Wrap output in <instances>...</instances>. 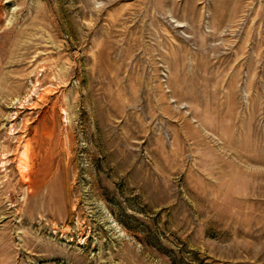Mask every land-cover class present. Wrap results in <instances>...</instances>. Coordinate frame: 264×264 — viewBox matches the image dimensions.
Returning a JSON list of instances; mask_svg holds the SVG:
<instances>
[{
    "label": "rangeland",
    "instance_id": "rangeland-1",
    "mask_svg": "<svg viewBox=\"0 0 264 264\" xmlns=\"http://www.w3.org/2000/svg\"><path fill=\"white\" fill-rule=\"evenodd\" d=\"M0 264H264V0H0Z\"/></svg>",
    "mask_w": 264,
    "mask_h": 264
}]
</instances>
